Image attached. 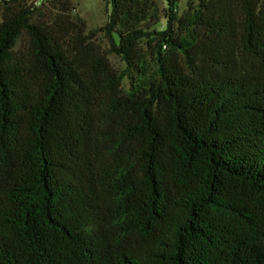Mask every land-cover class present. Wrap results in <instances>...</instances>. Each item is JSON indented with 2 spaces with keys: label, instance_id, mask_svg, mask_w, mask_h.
<instances>
[{
  "label": "trees",
  "instance_id": "trees-1",
  "mask_svg": "<svg viewBox=\"0 0 264 264\" xmlns=\"http://www.w3.org/2000/svg\"><path fill=\"white\" fill-rule=\"evenodd\" d=\"M42 1L0 5V264H264V0Z\"/></svg>",
  "mask_w": 264,
  "mask_h": 264
},
{
  "label": "rangeland",
  "instance_id": "rangeland-1",
  "mask_svg": "<svg viewBox=\"0 0 264 264\" xmlns=\"http://www.w3.org/2000/svg\"><path fill=\"white\" fill-rule=\"evenodd\" d=\"M4 1H11V0H0V5ZM32 1H33V5H36L37 0H32ZM42 2L43 4L42 5L40 4L41 6L39 5L40 9L38 14L36 15L37 20L50 23L51 21H53L57 11L52 6L50 0H43ZM157 2L162 11L161 13L162 22L161 25L158 27V29H163L166 23V18H165L166 5L164 0H157ZM190 2L196 4L198 0H179L178 12L180 15L184 14L188 10V6ZM110 13H111V9L106 5L104 0H76L73 5V11L71 12V17L82 18L86 23L87 32H90L105 27L109 21ZM0 22H1V18H0ZM183 41L187 47L192 46L193 40H192V32L190 30L184 33ZM94 42L96 47H98L101 52L107 53L109 62L118 73H124L127 71L128 65L125 58L109 52L110 41L105 36L104 32L97 33ZM25 43H26V38L23 37L19 41L18 48L22 47ZM142 49L147 60V64H148L147 69L149 72L154 73V71L156 70V66L154 63V57L151 54L152 53L151 47H149V44L147 42H144L142 44ZM123 84L125 89H129L130 81L128 78H125Z\"/></svg>",
  "mask_w": 264,
  "mask_h": 264
}]
</instances>
